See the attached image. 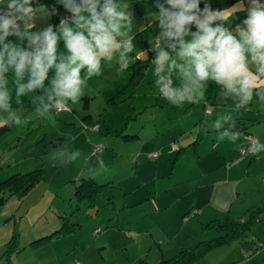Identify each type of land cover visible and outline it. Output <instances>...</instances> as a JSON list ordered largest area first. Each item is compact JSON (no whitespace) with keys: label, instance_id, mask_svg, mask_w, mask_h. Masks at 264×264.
<instances>
[{"label":"rangeland","instance_id":"rangeland-1","mask_svg":"<svg viewBox=\"0 0 264 264\" xmlns=\"http://www.w3.org/2000/svg\"><path fill=\"white\" fill-rule=\"evenodd\" d=\"M121 2L133 14L135 50L129 62L146 56L152 60L149 42L158 31L154 13L159 9L152 0ZM58 3L31 5L38 9L33 31L51 25L49 9ZM246 15L237 12L230 26L242 25ZM151 60L133 90L127 82L130 71H118L117 57L101 60V75L88 79L79 102H69L64 111L53 109L44 118L35 115L34 94L16 103L13 76L8 75L11 109L22 123H11L0 133V179L38 166L42 175L30 191L21 197L11 193L0 205V264H131L139 258L153 263L195 246L203 251L188 264H264V220L251 221L243 237L225 235L226 229L209 224L214 219H242L264 199V151L238 153L240 131H233L239 133L235 141L220 140L224 128L213 127L224 113L258 118L247 121V129L255 140H263L256 143L264 144V104L254 93V107L235 110L233 101L221 98L219 87L209 82V112L203 101L172 105L155 88ZM173 83L178 81L174 78ZM122 87L130 92L109 101ZM7 115L0 112V121ZM175 147H181L178 155ZM61 150L80 156L66 163L52 159ZM101 160L104 171L92 178L112 179L111 201L100 194L94 205L76 202V177L88 175L90 168L98 170ZM59 215L78 225L43 244L30 243L56 227ZM13 232L16 247L7 255L4 243ZM222 235L224 240H212Z\"/></svg>","mask_w":264,"mask_h":264},{"label":"clouds","instance_id":"clouds-1","mask_svg":"<svg viewBox=\"0 0 264 264\" xmlns=\"http://www.w3.org/2000/svg\"><path fill=\"white\" fill-rule=\"evenodd\" d=\"M59 2L71 15L61 18L56 26L33 31L38 9L31 6V0H0V5H6V10L0 8V112L8 114L0 127L22 123L11 109L10 73L16 103L34 94L35 115L44 118L53 109L64 111L69 102H79L88 79L101 75V60L110 62L117 57L120 72L129 67L135 45L130 34L133 14L127 3ZM200 4L201 0H157L159 11L154 15L158 31L149 43L155 53L151 64L158 93L172 105L199 104L213 82L221 98L233 101L235 110L246 108L254 93L264 104V3L239 0L222 10H213L208 0H204L203 9ZM237 12L247 15L242 25L233 29L230 25ZM174 78L178 81L175 86ZM231 119L230 115L218 118L213 127L220 130ZM225 137L235 141L239 133L224 129L218 139ZM248 151H264V144L254 143ZM79 156V152L61 150L53 153L52 159L66 163ZM103 171L101 160L99 169L90 168L88 175L94 178Z\"/></svg>","mask_w":264,"mask_h":264},{"label":"trees","instance_id":"trees-1","mask_svg":"<svg viewBox=\"0 0 264 264\" xmlns=\"http://www.w3.org/2000/svg\"><path fill=\"white\" fill-rule=\"evenodd\" d=\"M42 0H31V5L35 3H40ZM154 5L156 6L157 0H152ZM164 0H159L161 3ZM236 0H223L219 3L211 4V7L213 10L220 9L222 7H226L234 3ZM201 9L204 7V3L200 4ZM6 10V7H4ZM50 20L51 25L54 26L55 23L59 22L61 18L65 16H70L71 14L68 13L63 5L59 2L57 5L50 7ZM44 29V28H43ZM41 29V30H43ZM152 56V54H150ZM155 56V53L153 54V57ZM151 59H149V56L144 58H134L131 62H129V80L128 85L131 86L133 90L135 85L138 83V81L142 78L144 73V68L147 66V64L150 62ZM122 88H120L115 96V98H111L109 101L113 102L114 100H117L118 98L123 97L125 94H127L130 91H123ZM202 102L203 109L208 107L210 111V105L207 103V98H205ZM210 106V107H209ZM251 107H254L252 102L248 105ZM256 106V105H255ZM206 111V112H209ZM231 121L224 123L223 127L224 129H230L233 131H240L241 137H239L240 145L237 150L238 153H240V147H243L247 144V137L252 136L249 130L247 129V121H259L258 118H249L247 116L243 115H236L231 116ZM201 119V118H199ZM234 122L235 126L232 127V123ZM11 123H8L2 127H0V133L3 132V130L9 128V125ZM202 124V121H201ZM199 129V128H198ZM200 131V129H199ZM198 131V132H199ZM126 138L133 136L131 134H125ZM195 142V139L193 140ZM181 147H175L176 154H179L178 151ZM247 152V151H246ZM248 153H252L249 151ZM42 175V168L41 167H35L32 169H29L27 171H15L8 175H6L4 178L0 179V205L3 203V201L6 200L9 194L16 193L19 197L30 191V189L35 185V183L41 179ZM76 183L73 188V199L76 202H86L88 205H94L95 199L98 195H103L108 201H111V195L109 191L113 187L111 181V178H105L101 179V181H97L96 179H93L89 175H80L76 177ZM4 191H7V194H3ZM78 205H76L75 208H77ZM254 208L250 209L248 211V216L243 217L242 219L237 217H229L226 220L217 221L216 219L211 220L209 224H215L219 229L224 228L226 229L224 234L228 236H240L243 237V232L246 226H248L251 221L254 220H264V199L259 202V204H255L253 206ZM61 218L60 223L56 227H52L48 232H44L41 235L37 236L33 240L30 241V243L33 244H43L47 242L50 238L54 236L61 235L63 233H66L67 231H70L76 227L78 224L69 222L67 217L65 215H59V219ZM217 221V222H216ZM227 238V237H226ZM225 238V239H226ZM213 241H220L224 240L223 235L219 236L215 239H212ZM243 242V241H242ZM4 253L8 255V253L15 249L16 247V233L13 232L9 236V238L4 243ZM245 250V248H244ZM203 251V247H193V248H179L172 256L167 258H162L158 261H155L153 263H148L145 259L139 258L136 262L131 264H188L193 261V259L201 252Z\"/></svg>","mask_w":264,"mask_h":264},{"label":"built area","instance_id":"built-area-1","mask_svg":"<svg viewBox=\"0 0 264 264\" xmlns=\"http://www.w3.org/2000/svg\"><path fill=\"white\" fill-rule=\"evenodd\" d=\"M210 107V106H209ZM206 111H209V108L207 107L206 109H205ZM254 143H256V140H255V138L253 137V136H248L247 137V144L245 145V146H243V147H240V152H249L248 151V149L254 144ZM172 146H175V143L173 142L172 143ZM96 147V146H95ZM155 154L154 153H152V156H154Z\"/></svg>","mask_w":264,"mask_h":264},{"label":"crops","instance_id":"crops-1","mask_svg":"<svg viewBox=\"0 0 264 264\" xmlns=\"http://www.w3.org/2000/svg\"><path fill=\"white\" fill-rule=\"evenodd\" d=\"M223 116H227V114H225V113H224V114H220V116H219L218 118H221V117H223ZM202 123H203V121H202ZM223 125H224V124H223ZM251 135H252V134H251ZM256 140H258L259 142H262V141H263L262 139H259L258 137L256 138ZM258 141H257V142H258ZM239 143H240V142H239ZM239 143H238V144H239ZM239 145H240V144H239ZM176 155H178V154H176ZM73 178H74V177H73ZM240 216H241V215H240Z\"/></svg>","mask_w":264,"mask_h":264}]
</instances>
